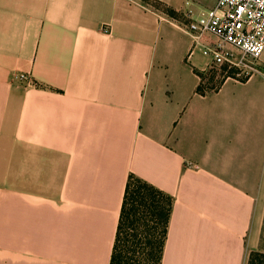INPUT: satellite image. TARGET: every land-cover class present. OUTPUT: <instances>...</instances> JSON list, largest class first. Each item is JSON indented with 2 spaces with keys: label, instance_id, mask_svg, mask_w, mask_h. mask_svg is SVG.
Returning a JSON list of instances; mask_svg holds the SVG:
<instances>
[{
  "label": "crops",
  "instance_id": "0c3cea01",
  "mask_svg": "<svg viewBox=\"0 0 264 264\" xmlns=\"http://www.w3.org/2000/svg\"><path fill=\"white\" fill-rule=\"evenodd\" d=\"M217 1L0 0V264H109L130 175L161 264L264 253V79L176 27Z\"/></svg>",
  "mask_w": 264,
  "mask_h": 264
},
{
  "label": "built area",
  "instance_id": "2783aa9c",
  "mask_svg": "<svg viewBox=\"0 0 264 264\" xmlns=\"http://www.w3.org/2000/svg\"><path fill=\"white\" fill-rule=\"evenodd\" d=\"M201 16L199 21L190 19L186 26L176 27L194 42L205 34L214 36L217 40L211 51L214 65L236 70L240 79L255 76L264 79L259 64L264 50V0H218ZM17 79L31 81L28 75H19Z\"/></svg>",
  "mask_w": 264,
  "mask_h": 264
},
{
  "label": "trees",
  "instance_id": "16d2710c",
  "mask_svg": "<svg viewBox=\"0 0 264 264\" xmlns=\"http://www.w3.org/2000/svg\"><path fill=\"white\" fill-rule=\"evenodd\" d=\"M171 208L170 196L130 175L109 264H161ZM247 264H264V253L251 252Z\"/></svg>",
  "mask_w": 264,
  "mask_h": 264
},
{
  "label": "rangeland",
  "instance_id": "374dc122",
  "mask_svg": "<svg viewBox=\"0 0 264 264\" xmlns=\"http://www.w3.org/2000/svg\"><path fill=\"white\" fill-rule=\"evenodd\" d=\"M156 234H158V233H156ZM263 240H264V235H263ZM144 259V258H143ZM145 262H146V260H145Z\"/></svg>",
  "mask_w": 264,
  "mask_h": 264
}]
</instances>
